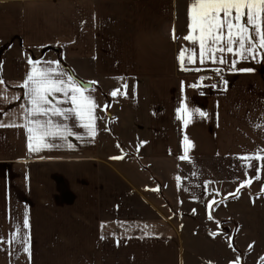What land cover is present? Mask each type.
<instances>
[{
    "label": "crops",
    "instance_id": "obj_1",
    "mask_svg": "<svg viewBox=\"0 0 264 264\" xmlns=\"http://www.w3.org/2000/svg\"><path fill=\"white\" fill-rule=\"evenodd\" d=\"M190 2L0 0V76L6 85H0V123L25 124L28 102L20 85L31 70L28 60L58 61L50 46L61 45L74 58L67 63L70 75L91 84L85 94L99 107L87 74L111 84L146 85L147 92L146 112H130L128 126L117 122L125 134H136L119 147L107 128L101 138L99 107L94 139L74 117H52L81 138L52 139L54 146L38 153H29L24 127H0V264H193L202 252L195 245L228 249L232 243L241 257L236 262L256 263L264 228L252 213L257 200L264 213V168L256 180L261 162L245 168L238 157L264 149V58L240 60L233 69L238 58L225 53L226 64L197 61L182 71L178 53L196 47L183 39ZM216 69L224 82L213 87L208 77ZM183 104L206 116H195L185 128L177 118ZM185 135L194 144L190 161L179 159ZM128 164L134 171L122 170ZM247 179L252 184L240 188ZM213 200L222 202L209 210ZM229 211L237 216L234 223ZM18 229L15 242H3ZM24 236L31 240L30 260ZM204 252V263L195 264H220Z\"/></svg>",
    "mask_w": 264,
    "mask_h": 264
},
{
    "label": "snow or ice",
    "instance_id": "obj_2",
    "mask_svg": "<svg viewBox=\"0 0 264 264\" xmlns=\"http://www.w3.org/2000/svg\"><path fill=\"white\" fill-rule=\"evenodd\" d=\"M188 18V35L184 36L183 39L196 47L192 49L182 48L178 53L177 61L182 71L189 70L186 63L192 64L197 61L200 64L209 61L213 64H226L228 61L224 58L223 54L225 53L238 58L231 61L233 69L240 60L264 58V0H191ZM175 39V30L173 29V40ZM186 53H189L187 57ZM217 53L221 55L218 56ZM28 63L31 65V70L26 75L23 84L20 85L26 90L25 97L28 102V106L25 108V124L5 125L0 123V127H24L27 133L29 153H38L43 149L53 147L54 145L50 142L52 139L66 140L67 137L74 135L81 138L67 124L55 123L52 117H59L63 120L74 117L86 135L94 139L98 134L96 125L98 117L95 115V111L99 106L92 96L85 94L89 89L82 83L76 82L70 74L65 79V73L61 69L59 61L42 63L29 58ZM0 71H2V63H0ZM215 71L219 74L220 69ZM240 71L252 70L241 69ZM0 85H5L2 76H0ZM197 86L192 85L191 87ZM121 87L124 89L123 92L121 88H117L111 92V95L113 97L127 96V84H123ZM57 94L64 99L61 100ZM62 103H69L71 107H61ZM107 107L106 105L105 109ZM197 115L204 117L206 113L199 109H189L186 104L177 109V118L183 121L185 128ZM183 144V155L179 159L190 161L188 152L194 147V144L187 135L184 136ZM69 146L71 147V145ZM140 146L142 144L138 145V147ZM112 159H123V157H112ZM238 159L245 161L243 165L245 168L256 167L252 161L261 162L260 166L256 168L257 175L255 176L256 180L260 179L259 172L261 168H264V149L258 150L252 156H242ZM176 179L179 184L180 177ZM252 182V179H247L240 184V188L250 186ZM240 188H237V193ZM158 190V188L153 189V191ZM230 195L236 198L235 194ZM221 202L213 200L207 207L211 210L213 205ZM208 218L213 219L211 211H209ZM23 227L25 229L30 227L27 214L23 221ZM147 227L146 225L145 228ZM18 235H20L19 229L12 234L8 241L3 242L13 243ZM211 235L215 236L216 233H211ZM23 243L25 245L24 251L28 253L30 260V237L24 236Z\"/></svg>",
    "mask_w": 264,
    "mask_h": 264
},
{
    "label": "rangeland",
    "instance_id": "obj_3",
    "mask_svg": "<svg viewBox=\"0 0 264 264\" xmlns=\"http://www.w3.org/2000/svg\"><path fill=\"white\" fill-rule=\"evenodd\" d=\"M63 46L58 45V46H50L49 48H47V51L53 53L54 55H56L58 61L60 62L61 66L63 67V70L67 73L70 74L73 73L74 74V70H72L67 63H71V61H75L74 58L69 59L66 57L65 53L63 52ZM74 63V62H73ZM72 64V63H71ZM65 68V69H64ZM102 69V67H100ZM104 70V69H103ZM92 73V72H91ZM76 76V75H75ZM86 77L88 79H91L93 81H95L96 83H94L92 85V89L95 91V93L97 94V98H98V103L100 105L99 109H100V115L101 118L103 120V122H101V138L102 135H104L103 131L107 128V125H110L111 127V132H108V130L106 129V133L108 134L109 138H110V142L111 143H115L116 146H118L120 144V142H123L126 140H129L130 138H134L135 137V132H132L131 134H125L124 130H123V125L124 121L125 123L127 121H132L131 117H130V112H146V105H147V92H146V85H141L139 86H133V85H129L127 84V82L125 83H115V84H111L109 82V79L107 78H103L102 75H96L94 73L92 74H87ZM92 81V82H93ZM112 81H115L114 79H112ZM123 84H127V96L124 95H118L116 97H113L111 95V92L114 91L117 88H121V91L123 92L124 89L121 87ZM135 87H138V94L136 95V97H134L132 95L133 93V89H135ZM132 99V100H131ZM134 100V101H133ZM108 106L107 107V114L111 113L112 119H108L103 117V113H106L105 110L106 109H102L103 106ZM136 109V110H135ZM103 110V111H102ZM102 111V112H101ZM134 112V113H135ZM135 115V114H134ZM117 122H121L122 124L119 125L117 124ZM106 124V125H105ZM119 125V126H118ZM126 125L128 126V122L126 123ZM106 126V127H105ZM104 128V129H103ZM133 128V127H131ZM127 136H129L127 138ZM115 139V140H114ZM122 170L124 172L127 171H134V167L130 164L128 165H124L122 167ZM141 176L144 174H140ZM258 204H259V200H257L256 202H254V207L255 209L253 210L252 216L254 217V221L257 222V226L259 228H261V230L264 228V213L261 211V209L258 208ZM243 205L245 206L244 209H246L247 211H249L250 207L247 204V201H245L243 203ZM227 218H228V222H233L237 219V216L235 215V213L229 211L227 213ZM198 224H201L202 222H198L196 221ZM202 225V224H201ZM233 245L228 246V249L226 248V246L224 244L215 246L212 248L211 246L207 245H195V248H199L202 250L201 254H197L196 256L199 259H192L193 264L195 263H204L201 262V257L204 255V250H207L208 253L214 254L215 255V260L217 261V263L220 264H239V260L238 262H236L235 260L237 259H241V257H239L236 254V251L232 250L234 248H236L237 246L232 243ZM258 255L256 258V263L255 264H263L264 263V253H263V249L264 246H258ZM232 248V249H231ZM197 252V251H196ZM220 252V253H219ZM194 260V261H193Z\"/></svg>",
    "mask_w": 264,
    "mask_h": 264
},
{
    "label": "built area",
    "instance_id": "obj_4",
    "mask_svg": "<svg viewBox=\"0 0 264 264\" xmlns=\"http://www.w3.org/2000/svg\"><path fill=\"white\" fill-rule=\"evenodd\" d=\"M208 81L211 84L217 85V84H222L223 81V76L219 73L217 74L216 71H213L209 74Z\"/></svg>",
    "mask_w": 264,
    "mask_h": 264
},
{
    "label": "water",
    "instance_id": "obj_5",
    "mask_svg": "<svg viewBox=\"0 0 264 264\" xmlns=\"http://www.w3.org/2000/svg\"><path fill=\"white\" fill-rule=\"evenodd\" d=\"M78 82L79 83H82L85 87H90L91 86V84H89V83H84V82H82V81H80V80H78Z\"/></svg>",
    "mask_w": 264,
    "mask_h": 264
}]
</instances>
